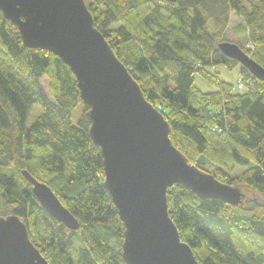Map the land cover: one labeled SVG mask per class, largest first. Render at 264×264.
Here are the masks:
<instances>
[{
	"label": "trees",
	"instance_id": "trees-1",
	"mask_svg": "<svg viewBox=\"0 0 264 264\" xmlns=\"http://www.w3.org/2000/svg\"><path fill=\"white\" fill-rule=\"evenodd\" d=\"M84 2L169 124L174 147L189 164L245 194L246 206H230L201 200L179 185L169 188L168 213L180 240L198 264H264V82L218 48L228 42L234 13L240 24L233 31L245 39L236 45L264 69V0ZM218 66L238 68L236 85L219 78ZM196 77L215 89L203 92ZM34 105L42 114L27 127ZM78 105L83 109L75 123ZM87 111L68 67L48 52L25 48L0 13V217H18L48 264H125L124 226L103 185ZM22 171L53 191L78 222L77 231L41 209Z\"/></svg>",
	"mask_w": 264,
	"mask_h": 264
},
{
	"label": "water",
	"instance_id": "water-1",
	"mask_svg": "<svg viewBox=\"0 0 264 264\" xmlns=\"http://www.w3.org/2000/svg\"><path fill=\"white\" fill-rule=\"evenodd\" d=\"M174 1V0H166ZM0 13L27 49L60 59L88 108V136L98 150L104 188L124 226L125 264H198L170 219L167 190L179 185L201 200L243 203L240 187L200 171L171 143L170 126L97 30L84 0H0ZM219 50L264 82V69L236 44ZM25 181L41 209L71 231L78 222L53 191L27 171ZM0 264H48L16 216L0 217Z\"/></svg>",
	"mask_w": 264,
	"mask_h": 264
},
{
	"label": "rangeland",
	"instance_id": "rangeland-1",
	"mask_svg": "<svg viewBox=\"0 0 264 264\" xmlns=\"http://www.w3.org/2000/svg\"><path fill=\"white\" fill-rule=\"evenodd\" d=\"M239 24H240L239 19L235 16L234 13H232L231 17H230L229 25H228L227 30L225 32V36H226V39H227L228 42L236 44L239 40L241 41V43L245 41L243 36H238L233 31L235 28H237V26H239ZM248 47H249V44H246V49H249ZM215 71L218 73L219 78L222 81L231 83L233 85H236L237 81L240 80L238 68L235 69V70H232V71H228L223 66H218V67L215 68ZM47 85H48L47 81L44 80L43 83H42V87L44 88L45 91H47ZM195 85L200 90H202L203 92H211V91H213L215 89L214 87H212L208 83H206L204 80H202L200 77H196L195 78ZM82 109H83V106L82 105H78V107L74 110L72 119H73V121L75 123L79 120L80 115L82 113ZM41 114H42V108L39 105H34L31 108L30 113L28 115V118H27V121H26V126L27 127L32 126L34 124V122L36 121V119ZM238 173H240V172H238ZM242 205L246 206L245 203H242Z\"/></svg>",
	"mask_w": 264,
	"mask_h": 264
},
{
	"label": "built area",
	"instance_id": "built-area-1",
	"mask_svg": "<svg viewBox=\"0 0 264 264\" xmlns=\"http://www.w3.org/2000/svg\"><path fill=\"white\" fill-rule=\"evenodd\" d=\"M248 48L250 49V46H249ZM249 88H251V87H249ZM237 89H238V90H241V89H243V86H242L241 84H238V85H237ZM251 89H252V88H251Z\"/></svg>",
	"mask_w": 264,
	"mask_h": 264
}]
</instances>
